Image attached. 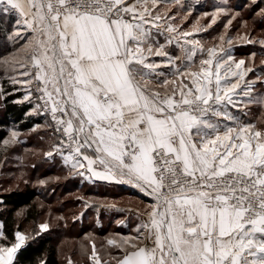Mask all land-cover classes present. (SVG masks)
I'll list each match as a JSON object with an SVG mask.
<instances>
[{
  "label": "snow or ice",
  "instance_id": "snow-or-ice-1",
  "mask_svg": "<svg viewBox=\"0 0 264 264\" xmlns=\"http://www.w3.org/2000/svg\"><path fill=\"white\" fill-rule=\"evenodd\" d=\"M200 7L201 0H0V100L19 94L13 103L29 104L25 117L42 121L6 130L4 162L35 135L47 145L42 162H59L64 179L128 185L150 201L121 208L78 196L73 224L89 213L101 227L105 213L134 217L117 219L129 230L99 245L86 233V264H264V59L236 54L259 45L264 55V0ZM60 179L38 178L36 186ZM21 217L16 212L11 227L0 220V264H24L34 240L68 227L63 215L31 229ZM65 264L77 262L69 256Z\"/></svg>",
  "mask_w": 264,
  "mask_h": 264
},
{
  "label": "trees",
  "instance_id": "trees-1",
  "mask_svg": "<svg viewBox=\"0 0 264 264\" xmlns=\"http://www.w3.org/2000/svg\"><path fill=\"white\" fill-rule=\"evenodd\" d=\"M238 1V0H234ZM210 6L204 8L200 7L199 11H207ZM2 39V37H0ZM236 52L238 53V49H236ZM18 95H11L8 97V100L2 101L0 100V137H4L7 135L8 129L11 128H19L21 131H25L28 128H30L33 123L36 122H42L38 121L35 117L26 118L25 113L28 112L30 105L27 103L24 104H16L13 103L16 99H18ZM6 104V106H5ZM3 156L4 151L2 145H0V165L3 162ZM37 161L31 163L36 164ZM21 163L24 164L23 161L18 162L15 168H9L10 174H14L16 170L21 167ZM54 167V168H53ZM36 168V167H35ZM35 168L32 167V170L30 172L29 179L27 180V183H24L22 187L10 189L7 191L0 192V199H2L5 203L0 204L4 206L0 209V219L1 220H7L9 222V227L12 226V220L15 216V213L19 210L23 209L25 210V216L26 219L23 217L18 222L21 223V226L24 227L23 222L25 221H36L38 219V215L40 212V208L38 206V198L42 197L46 199V201L50 202L51 199H54V190H51L50 187L44 188L46 191H43V187H37L36 183L32 184L31 180L35 177H38L36 174ZM44 171L48 172L51 175L57 174L56 172H62L63 174L66 173V170L61 168L60 163L56 162L55 166H51L49 168H45ZM67 174V173H66ZM60 183L59 185L62 186V189L69 193H77V192H87L88 194H103V193H110L111 198H115L116 196L119 198L126 197L124 192H121L123 190H117L114 189H104L99 188L95 189L92 187V184L90 183H82L78 178L77 179H64L56 182ZM58 186V185H57ZM54 188V187H52ZM105 195V194H104ZM81 195L74 196V207H78L80 202L77 200V197ZM72 202V201H71ZM81 205V204H80ZM66 204L65 202L62 203L61 207L65 208ZM120 207H123L119 204ZM6 207L7 210H4ZM78 213V212H77ZM94 218H85L82 223H76L77 225L80 224L81 227L78 228L77 235L84 234L87 230H91L94 233L101 234V231H99V228L97 225L93 223ZM73 226V225H72ZM68 233L67 229L64 226L54 227L52 231L43 234L38 239L34 240L30 247L27 248V250L24 252V264H35L36 260L40 257H45L47 259L48 264H62V261L59 256L58 248L56 245V242L58 238L64 233Z\"/></svg>",
  "mask_w": 264,
  "mask_h": 264
},
{
  "label": "rangeland",
  "instance_id": "rangeland-1",
  "mask_svg": "<svg viewBox=\"0 0 264 264\" xmlns=\"http://www.w3.org/2000/svg\"><path fill=\"white\" fill-rule=\"evenodd\" d=\"M214 0H201V4L204 6V8L210 6ZM246 2V0H238L234 1L233 3H243ZM205 11V10H203ZM218 30V29H217ZM260 32V27L257 26L256 28V34H259ZM210 36L216 35V32L214 31L213 33H209ZM204 39L207 40V37L204 36ZM238 53L237 56H244L247 55L249 52L255 51L257 53V59L256 63L259 64L261 59H264V55H261V49L259 45H252V46H245V47H238ZM260 115V114H259ZM23 132V131H22ZM42 135H45L42 133ZM27 140L26 144H21L18 146L14 151H10L8 153L9 159L5 163L4 160L2 164L0 165V192L10 190V189H15V188H20L23 186L25 183V180L29 179L30 172L32 170L31 163L36 162V174L38 177H35L34 179L31 180L32 184H35L38 178H55V177H61L60 181L63 180V178L66 176V173H62L57 171V174L51 175L48 172L44 171L45 168H49L51 166H55V163L47 162L44 161L42 162V157L38 154L39 150L41 149H46L47 145L46 143H42L37 136L33 135L30 137H25ZM3 147V146H2ZM26 150H30L31 154H25ZM4 151V149H3ZM23 156V162L25 165H28L27 167H19L14 174H10L9 168H15L18 162H21L20 160L17 159V157ZM54 168V167H53ZM23 176V178H21ZM60 183H49L46 187H50L51 190H54V199H51L50 202L46 201V199L39 197L38 198V206L40 208V212L38 215V219L30 222H23L24 228L31 229L35 227L36 224L39 222H42L45 219H48L49 214L53 217L52 223L55 226L56 221L54 219L55 216L57 215H63L67 218L68 220V227H66L67 232H64L57 240L56 245L58 248L59 256L62 261V264H65L66 257L71 256L74 261L77 262V264H86V258L83 257L79 251V244L83 238V236L86 233H93L98 239L97 243L99 245V239L103 238L105 235L116 232L113 230H110L108 233L105 234H97L94 233L91 230H87L84 234L82 235H77V231L79 228L80 224H73L72 223V216L73 214L77 213L81 209V205L79 204L78 207H74V196L76 195H84V196H89L93 198H107L110 202H115L118 203L122 206H131V205H139L140 202L138 200H130L129 198H111L110 193H103V194H91L87 192H77V193H69L62 189V186L59 185ZM58 185V186H57ZM43 187V191H46ZM54 187V188H52ZM42 188V187H41ZM101 188V187H100ZM48 191V190H47ZM46 191V192H47ZM105 194V195H104ZM72 201V202H71ZM65 202L66 206L65 208H62L61 205L62 203ZM43 206V207H41ZM4 206L0 205V209L3 208ZM19 211H24L25 210L21 209ZM93 214V213H89ZM105 214H126V213H117V212H111V213H105ZM21 217L20 219H22ZM73 225V226H72ZM60 226H63L62 224Z\"/></svg>",
  "mask_w": 264,
  "mask_h": 264
},
{
  "label": "crops",
  "instance_id": "crops-1",
  "mask_svg": "<svg viewBox=\"0 0 264 264\" xmlns=\"http://www.w3.org/2000/svg\"><path fill=\"white\" fill-rule=\"evenodd\" d=\"M214 31H212L213 33ZM205 37H207V39L210 38V35H205ZM237 54V52H236ZM259 111L258 110H253L252 115L255 117H259ZM92 187L95 188L96 190L101 188L107 189H114L115 191L117 190H123L121 192H124L126 195V198H129L130 200H138L139 202H141V200H144L145 203L150 202L147 198H145L143 196V194H140L137 192V190L131 188L128 185H116V186H110V185H103L101 183H97L95 185L92 184ZM116 199H119V197H115ZM118 204V203H117ZM119 206V204H118ZM134 205H127V206H123L121 208H129V207H133ZM120 207V206H119ZM124 216H128L130 219L134 220V217H132L131 213H126V214H104L101 217L102 220V227L101 226H97L99 228V231H101V234H105L108 233L110 230L113 231H120V232H127L129 229L126 228H117V225L115 223V221L117 219L123 218ZM89 218H94V214H89L88 215ZM1 220V219H0ZM81 227V225H79V228Z\"/></svg>",
  "mask_w": 264,
  "mask_h": 264
}]
</instances>
